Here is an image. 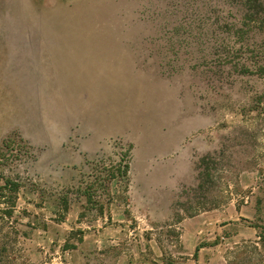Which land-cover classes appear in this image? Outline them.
I'll list each match as a JSON object with an SVG mask.
<instances>
[{"label":"rangeland","instance_id":"1","mask_svg":"<svg viewBox=\"0 0 264 264\" xmlns=\"http://www.w3.org/2000/svg\"><path fill=\"white\" fill-rule=\"evenodd\" d=\"M1 179L17 264H246L264 0H0Z\"/></svg>","mask_w":264,"mask_h":264},{"label":"trees","instance_id":"2","mask_svg":"<svg viewBox=\"0 0 264 264\" xmlns=\"http://www.w3.org/2000/svg\"><path fill=\"white\" fill-rule=\"evenodd\" d=\"M128 166L122 173V176H126L128 173ZM118 174V173H116ZM116 174L112 173L110 178L114 180ZM20 185L11 179H1L0 184V231L3 225L12 218V214L17 202L16 195L18 194ZM258 241L254 246L250 247V255L246 260V264H264V235L257 236ZM238 249L240 248L237 247ZM11 246L0 240V264H17L13 257V251ZM245 255L238 253L235 257V262L228 264H243Z\"/></svg>","mask_w":264,"mask_h":264},{"label":"crops","instance_id":"3","mask_svg":"<svg viewBox=\"0 0 264 264\" xmlns=\"http://www.w3.org/2000/svg\"><path fill=\"white\" fill-rule=\"evenodd\" d=\"M15 34H16V33H15ZM17 36H18V34H17ZM17 36H16V37H17ZM21 36H22V35H21ZM23 36H24V35H23Z\"/></svg>","mask_w":264,"mask_h":264}]
</instances>
